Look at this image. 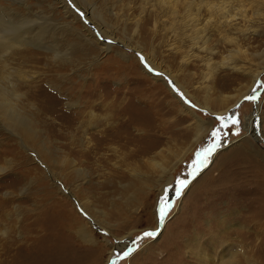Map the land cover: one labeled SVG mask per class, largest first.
<instances>
[{
	"label": "rangeland",
	"instance_id": "1",
	"mask_svg": "<svg viewBox=\"0 0 264 264\" xmlns=\"http://www.w3.org/2000/svg\"><path fill=\"white\" fill-rule=\"evenodd\" d=\"M78 1L74 11L114 39L98 61L99 47L83 54L69 38L56 44L79 62L34 44L0 59V78L11 74L32 132L0 121V165L8 167L0 173V264H264V70L251 77L264 61V0H227L236 23L216 27L203 22L213 0L199 11L192 2L200 0H90L94 12ZM0 5L74 18L87 33L82 16L64 14L56 0ZM188 9L199 24L183 20ZM248 87L229 108L226 95ZM127 101L139 136L106 141ZM257 103L259 139L245 128ZM189 109L210 127L168 182L154 162L169 167L192 143ZM61 251L67 256H52Z\"/></svg>",
	"mask_w": 264,
	"mask_h": 264
},
{
	"label": "bare ground",
	"instance_id": "2",
	"mask_svg": "<svg viewBox=\"0 0 264 264\" xmlns=\"http://www.w3.org/2000/svg\"><path fill=\"white\" fill-rule=\"evenodd\" d=\"M19 1H23V0H19ZM56 1L62 4L61 7H62V10L64 11L63 12L64 14L76 13L74 11V8H75L74 6L76 4H78V2H79L78 0H72L73 4L70 3L68 0H56ZM83 2H85V4L90 5L93 8V12H94L93 3H91L90 0H83ZM228 2L229 1H227V0H220V3H218L214 0L209 1L205 6L207 8V15H206V19H204L203 22H205L207 25H210L211 27H216L217 25L226 26L227 23L230 26V25L236 23L235 22V20H236L235 15H232L231 12H229ZM160 3L169 4L170 2L167 0H161ZM192 3L195 5L197 11H199L202 8V5L205 4V0H200L198 3L193 1ZM30 9H29L30 12H27V13H32V14H23L22 15L20 13V11H17L16 9H13V8H10V6L8 7L7 5H0V59H2V61H1L2 63H5V61L7 60L6 57L9 54L13 53L14 51H20V49H22V48H24L30 44L37 45L40 48H46L47 50H50V51L52 50L55 53V54H52V56L55 59L61 58L64 61L66 60V62L73 59L71 61L79 62V60H78L79 58L74 59L76 57H74L73 55H75L76 53L71 55V53H72L71 48H69V49L65 48L66 50L59 51L60 50L58 48L59 44L57 45L56 43L58 41H66V40H68V38L73 39L76 42V44L79 46L80 52L83 54H85V51H86V53L89 51L88 47H90V46L99 47V52H96V54H94V56H93L94 62H96L100 59L102 52L104 53V52H110L111 51V48L113 46L112 43L114 40L113 37L107 36L106 35V29L102 28L101 25L93 24L90 21V18H88L87 12L84 11L83 15H79L76 13L77 16H80V17L82 16V19L84 21L83 26H85L87 29V33H86L79 28V24L77 21L74 20V18H73V20H69L67 23H60L59 20L57 21L56 19H54V17H55L54 15H55V11H56L55 5L51 4V6H50L51 11H53L54 17H52V13H51L50 9H49L50 13L49 14L46 13V15L44 14L43 11L34 12V11H31ZM176 10H177L176 8H173V11L172 10L171 11L173 12V14L177 15V13H179V12ZM188 10H190V11H187L188 14L183 18V20L186 18H190V20H187V22L185 20V22L190 23L192 25L199 24L201 21V17L197 13L193 12V9H188ZM76 15L74 14L75 18H77ZM68 17H70V16H68ZM96 17L98 19L100 18V20H102L104 18L102 15H97ZM52 19L56 21L54 24L49 22V20H52ZM194 30H196V29H194ZM48 34H50V35H48ZM192 34H193V36L197 35V33H195V31ZM45 38H46V40H45ZM48 38H51V40H48ZM72 45L73 44H71V46ZM235 53L239 54L240 49L233 50V54H235ZM120 54L123 57L126 56L123 53H120ZM224 59L228 60L229 58H224ZM224 62H226V61L224 60ZM263 70H264V61L262 62V66L259 67V70H257L256 72H254L251 75L253 82H255L256 79H258L259 75L262 73ZM173 80L171 81L172 82L171 85H174V83L177 82V80H175V81H173ZM251 86H252V84L250 85V87ZM168 87H169V85H168ZM250 87L244 89L243 91H239V93H237V94H233V95H229V96L226 95L225 99H230L232 102V105L229 108H231L240 98H242L245 95V93L248 92ZM169 89L171 90V88H169ZM40 91H42V89ZM20 95L21 94L16 93L14 85L11 84V74L6 73L2 78H0V118L2 119V120L0 119V121L5 128L7 126L8 127L10 126L9 127L10 131H11V127L12 128L18 127V128H22L25 132L26 131L31 132L30 129L28 128V118L23 113H21L17 108V102L16 101L20 99ZM39 95H40V93H39ZM45 96H46V94H45ZM129 101L125 102L124 106L119 111V114H118L119 115V117H118L119 124H117V126L114 128V130L113 129L106 130V138H105L106 141H109L111 139H114V140L115 139H119V140H121V139L122 140L123 139H133L132 135H134V137H136V138L139 136V134H133L132 132H130V128L132 127V124L139 126V123L136 121V119L133 116L134 115V108L136 107V105L129 104V103H132L131 100H129ZM205 107L208 108L209 110H212V108L210 107V105L208 104L207 101L205 103ZM227 110H225V111H227ZM257 110H259L258 103L256 104V111L247 118L245 128L248 129V131H250V133H255L256 139H259L260 134L258 135L256 133V129H259L258 128L259 126H258V123L255 124V122H258L259 119L261 118V116ZM140 111L142 112V114L148 113L145 109H142ZM188 111L190 113H192V115L196 119V123L198 126L197 132L193 138L192 143L188 147H186V149H184L185 150L184 153L181 156H178L176 158V160L169 167H166L165 165H162L158 162H154L155 163L154 165L160 167L162 169V171L165 170L164 175L167 176L168 182L171 181L172 173L175 170V168L177 167V165L181 161H183V159L185 158L187 153L192 149V147H194V145L205 136L207 129H209V127H210V126L207 127L205 125L204 120L201 119L199 117V115L197 113H195L193 110L189 109ZM138 116H139V113L137 114V117ZM145 121H147V120L145 119ZM142 125H144V124H142ZM137 130H138V132L142 131L141 128H138ZM122 133H125L126 136H122L121 135ZM262 134H263V131H262ZM248 139H251V138L249 137ZM114 140H112V141H114ZM257 150L259 151L258 147H257ZM262 151H264V150H262ZM260 155H262V157H264V154H260ZM7 168L8 167H6V166L0 165V173L6 171ZM78 171H79V173L80 172L82 173L83 170H78ZM258 173H259V175H264V173L262 171H259ZM4 231L5 232H3V233H6V230H4ZM80 235L84 239V241H86V242H94V243L96 242V240L90 234H88L86 232L84 234H80ZM196 240H197V238H196ZM119 245H120V243H119ZM196 245H197V243H196ZM121 246H123V244ZM44 253H46V252H44ZM65 254H66V252L61 251V252L54 253L52 256L55 255L56 259L58 260L60 258H63V255H65ZM196 255H198V257H200L201 259L204 257V261L206 259V256H209L208 254L206 255L202 251L196 252ZM66 256L67 255H65L64 257H66ZM226 257L227 256L222 255L220 257V260H223V258H226ZM227 259L231 260V262H229V263H235L234 262V259H236L235 254L231 253L230 257H228ZM54 264H56V263H54Z\"/></svg>",
	"mask_w": 264,
	"mask_h": 264
},
{
	"label": "snow or ice",
	"instance_id": "3",
	"mask_svg": "<svg viewBox=\"0 0 264 264\" xmlns=\"http://www.w3.org/2000/svg\"><path fill=\"white\" fill-rule=\"evenodd\" d=\"M69 2L71 3L72 0H69ZM260 87H264V84H261ZM250 98H251V97H246V99H250ZM233 123H235V121H234ZM213 135L215 136L216 133H213ZM211 151H212L211 148H209V149L207 150V152H209V153H210ZM152 235H153V233H151V232H145V233H144V236H152ZM124 255L127 256V255H129V253H124Z\"/></svg>",
	"mask_w": 264,
	"mask_h": 264
}]
</instances>
